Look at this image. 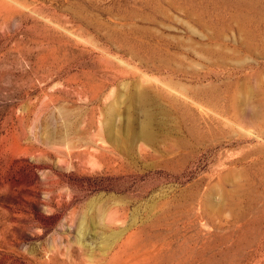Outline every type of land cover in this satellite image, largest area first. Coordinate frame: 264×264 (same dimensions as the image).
Here are the masks:
<instances>
[{"label": "rangeland", "instance_id": "374dc122", "mask_svg": "<svg viewBox=\"0 0 264 264\" xmlns=\"http://www.w3.org/2000/svg\"><path fill=\"white\" fill-rule=\"evenodd\" d=\"M0 264H264V0H0Z\"/></svg>", "mask_w": 264, "mask_h": 264}]
</instances>
